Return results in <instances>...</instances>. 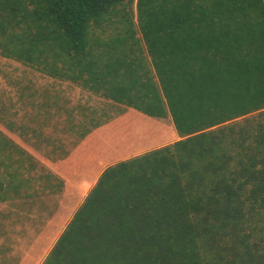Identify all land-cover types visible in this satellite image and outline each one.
Returning a JSON list of instances; mask_svg holds the SVG:
<instances>
[{"label": "trees", "instance_id": "1", "mask_svg": "<svg viewBox=\"0 0 264 264\" xmlns=\"http://www.w3.org/2000/svg\"><path fill=\"white\" fill-rule=\"evenodd\" d=\"M0 57L122 107L67 112L79 139L127 109L179 136L106 168L42 264H264V0H0Z\"/></svg>", "mask_w": 264, "mask_h": 264}, {"label": "crops", "instance_id": "2", "mask_svg": "<svg viewBox=\"0 0 264 264\" xmlns=\"http://www.w3.org/2000/svg\"><path fill=\"white\" fill-rule=\"evenodd\" d=\"M0 67L18 70L17 75H19L17 87L18 107L14 105L15 101L11 100L9 96V91L12 93L16 91V83L10 82L5 78L2 79L4 87L7 89L5 102L9 103L12 101L13 107L10 112H5V120L3 121V126L0 127V133L3 135H0L2 137L0 139V178L5 185L4 192L6 189V195L11 198L0 201L2 203L0 206V264H11L12 255L17 254V247L20 255L16 258L15 264H37L39 260L38 264H42L76 211L96 185L103 171L109 166L120 162L117 159L119 157L117 156L119 153L117 150L126 149L128 143L131 145L136 143L135 139L139 134L133 132V138L130 137L131 133H129L128 138H122L120 132L118 134L114 132L113 138L107 139L102 137V129H96L86 137L78 139L77 143L73 144L64 155L56 153V150L58 152L60 149L58 145L60 141L55 137H45L43 134L47 133L46 131L49 130V127L44 126L42 123L29 124V126L27 124V112H39L42 114V112L88 111H85L84 107L80 110L78 105L74 106L73 104H68V102H66V108L64 109L44 110L42 99L44 76L42 74L39 73V76L28 82L26 75L27 65L3 57H0ZM50 79L52 86L71 85L70 83H62L56 79ZM28 84L29 86L27 87ZM50 92L52 95L61 97L69 96L67 93L61 92L59 88L51 89ZM126 112L125 117L131 115H134L135 119L142 117V115L132 109H127ZM122 119L123 117L121 116L114 123H117V121L121 122ZM56 129L57 132H72L68 128ZM56 129L54 128V131ZM50 148L52 150L49 152ZM26 155L35 158L34 162L38 163L42 170L44 169L45 171L38 176L37 180H31L29 177L26 178L21 175L26 173L28 176L29 173L34 174L37 171L36 167L28 159L20 160L21 157L23 159ZM45 180H47V186L43 184ZM32 181H38L41 185L40 187L48 189L49 197L54 199V209H50L45 221L41 220L42 223L36 229L34 239L29 251H27L25 236L27 235V223L31 221V218L27 217V211L22 207L23 205L18 203L32 197L30 191ZM33 196H35V193ZM31 210L33 211L29 215L33 214V212L36 213L35 208ZM21 222L24 226L23 235L20 230ZM12 223L18 224L15 225L18 229V238H12ZM21 242H23L25 247L22 253L20 251ZM47 246L48 249L46 252L44 251L45 253L41 251L45 250Z\"/></svg>", "mask_w": 264, "mask_h": 264}, {"label": "rangeland", "instance_id": "3", "mask_svg": "<svg viewBox=\"0 0 264 264\" xmlns=\"http://www.w3.org/2000/svg\"><path fill=\"white\" fill-rule=\"evenodd\" d=\"M26 72H27L26 75L28 78V82L34 77L39 76L35 70L29 69V68L26 70ZM17 73H18V70L4 69L0 67V127L3 126V121L5 120V112H10V109H12L13 107L12 101L9 103L5 102V98L7 95L6 94L7 89L4 87V81L2 79L5 78L9 80L10 82L16 83V86H15L16 91H14L13 93L9 91V94H10L9 96L11 100L15 101L14 105L17 106V103H18L17 87H18V77H19ZM50 82H51V79L44 76L42 87L48 90L59 88L61 92H64V94L67 93L69 95L67 97L60 96L62 99L66 98L68 101V104H73L74 106L78 105L80 110L84 107L85 111H88V112H73L74 114H77L78 116L77 118L80 120V122L85 124V127H89V124H91V120L95 122L104 121L106 118H116L118 115L122 113L121 112L122 107L113 105L110 102H107L100 97H96L92 94L84 92L75 85H63L62 84L59 86H56V85L52 86ZM28 86L29 84L27 85V87ZM27 113H28V123H27L28 125L42 123L44 124V126L49 127V130L46 131L47 133H44L43 135L47 138L55 137L57 140L60 141V143L58 144L60 146V149L58 152L56 150V153L64 155L70 149V147L78 141L79 139L78 132L77 133L76 132H71V133L57 132L56 128L60 129V128H68V127L71 128L72 127L71 122H68V125L63 124L64 118L67 112H52L53 114L52 118L48 123H45L43 121L44 112L43 114L39 112H27ZM143 116L144 115H142V117ZM142 117H137L136 119L137 122L134 121L133 123H129L132 126L129 129V133H131L130 137L131 138L134 137L133 132H136L139 135L135 139L136 143L133 144L134 146L128 143L126 149L117 150L119 151L117 155L119 156L117 157L118 160L122 161V160L129 159L131 157L146 153L148 151L169 145L179 139V136L177 135L175 131L171 118H167L164 120H157V119L148 118V117L146 118V116L143 118ZM29 119L31 120L29 121ZM54 128L56 129L55 131H54ZM117 130L118 129H116L115 131L116 134L120 132V131L117 132ZM51 150L52 149L50 148L49 152ZM26 159H28L29 162L30 161L32 162V164L36 167L37 171H35L34 174L29 173L28 176L26 173L21 174V175H23L26 178L29 177L31 180H37L38 176L41 173L45 172L44 169L42 170L41 166L38 163L34 162L35 158L30 157L29 155L24 156L23 159L22 157L20 158L21 161L26 160ZM32 182H33L31 186L32 188L30 189L32 193V197L28 198L27 200L19 201L18 203V204L23 205L22 207H24V209L27 211V217L31 218V221H28L27 223V235L25 236L26 237L25 247L27 251H29V247L34 239V235H35L34 233L37 231L36 229H38L42 223L41 220L45 221L46 217H48V213L50 212V209H54V205H53L54 199L49 197L50 193H48L49 192L48 189L44 187H40L41 185L38 183V181H32ZM46 182L47 180H45L43 184L44 185L46 184L47 186ZM34 193H35V196H33ZM1 204L2 203H0V206ZM33 208L36 209V213L33 212V214L29 215L30 213H32L33 210L31 209ZM41 216H42V219H41ZM15 225H18V224L17 223L11 224L12 238L14 237L18 238V229ZM20 230H21V233L24 230V226L22 222H21ZM25 247L23 246V242H21V250H20L21 253L24 251ZM47 249H48V246L45 248V250H41V251L46 252ZM16 251H17V254L12 255L11 264H15L16 258H18V256L20 255L18 254L19 253L18 247L16 248Z\"/></svg>", "mask_w": 264, "mask_h": 264}]
</instances>
